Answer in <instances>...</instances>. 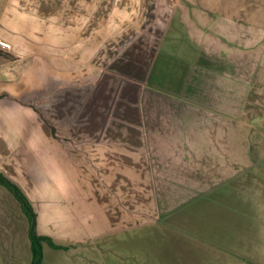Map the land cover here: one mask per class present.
<instances>
[{
  "label": "crops",
  "instance_id": "crops-1",
  "mask_svg": "<svg viewBox=\"0 0 264 264\" xmlns=\"http://www.w3.org/2000/svg\"><path fill=\"white\" fill-rule=\"evenodd\" d=\"M0 171L42 264H264V0H0ZM0 185V264H31Z\"/></svg>",
  "mask_w": 264,
  "mask_h": 264
},
{
  "label": "trees",
  "instance_id": "trees-1",
  "mask_svg": "<svg viewBox=\"0 0 264 264\" xmlns=\"http://www.w3.org/2000/svg\"><path fill=\"white\" fill-rule=\"evenodd\" d=\"M0 185L7 188L14 197L20 202L22 205L24 212L29 217L30 220V241L32 247L33 259L31 264H42L43 260V245L48 244L53 248H62L56 245L53 240L44 235L38 234L36 230V214L34 212L33 206L26 196L25 192L22 188L10 177L0 171Z\"/></svg>",
  "mask_w": 264,
  "mask_h": 264
},
{
  "label": "built area",
  "instance_id": "built-area-1",
  "mask_svg": "<svg viewBox=\"0 0 264 264\" xmlns=\"http://www.w3.org/2000/svg\"><path fill=\"white\" fill-rule=\"evenodd\" d=\"M0 49L10 50L11 49V44L6 42V41L0 40Z\"/></svg>",
  "mask_w": 264,
  "mask_h": 264
}]
</instances>
